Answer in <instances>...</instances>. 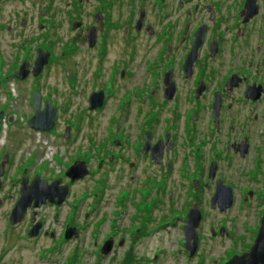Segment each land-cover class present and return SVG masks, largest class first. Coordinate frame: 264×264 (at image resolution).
Returning a JSON list of instances; mask_svg holds the SVG:
<instances>
[{
    "label": "rangeland",
    "instance_id": "obj_1",
    "mask_svg": "<svg viewBox=\"0 0 264 264\" xmlns=\"http://www.w3.org/2000/svg\"><path fill=\"white\" fill-rule=\"evenodd\" d=\"M96 7L97 0H0V165L4 156L8 157L0 177V264H225L231 253H241L254 242L252 234L262 218L255 203L247 204L245 210L236 206L232 215L222 218L232 232L224 239H209L208 220L219 217L207 216L201 229L204 240L190 258L180 224L183 214L174 211L185 204L182 183L172 180L174 195H160L153 209L150 192H137L144 187L147 169L149 176L158 173L152 164L148 167L134 157L109 163L106 157L98 168L106 148H114L109 144L112 136L107 135L114 127L110 118L115 116L116 129L121 123L114 113L115 98L108 100L107 109L89 111L88 96L105 78H94L96 53L88 50L72 29L74 20L95 25L92 13ZM133 44L139 48L136 65L142 55H149L146 51H154L153 40L146 37L134 38ZM39 48L51 53L49 64L41 75L30 74L20 81L15 71L25 60L32 68ZM107 56L105 71L113 58L124 55L122 49L112 47ZM138 71L135 73L140 75ZM101 87L107 97L117 95L118 85ZM36 92L43 101L50 99L57 105L58 123L53 133L29 126ZM138 97L136 101L142 102L147 94ZM119 101L122 110L128 98L118 97ZM131 111L124 123L133 140L139 132L131 131L128 121H135V105ZM67 126L71 127L69 139L64 138ZM77 160L86 161L89 174L72 183L65 173ZM37 174L49 183L61 179V185L69 186L68 195L61 205L47 201L37 209L28 208L25 217L13 225L10 215L20 197L22 178L26 176L30 182ZM122 189L128 192L117 200ZM34 211L35 223L42 226L38 236L29 237ZM73 227L78 236L65 240V231ZM109 237L114 240L112 250L102 254Z\"/></svg>",
    "mask_w": 264,
    "mask_h": 264
},
{
    "label": "flooded vegetation",
    "instance_id": "obj_2",
    "mask_svg": "<svg viewBox=\"0 0 264 264\" xmlns=\"http://www.w3.org/2000/svg\"><path fill=\"white\" fill-rule=\"evenodd\" d=\"M92 15L95 25L79 21L77 36L96 53L94 78L105 79L89 94L88 109L101 112L115 98L114 113L121 123L116 129L115 116L110 118L114 127L107 135L114 148H106L98 168L106 157L109 163L134 157L148 167L152 164L158 173L149 176L147 169L144 187L137 192H150L153 209L160 195H174L172 180L182 183L185 204L174 211L183 214V234L191 209L200 211L199 245L207 216L219 217L208 220L210 240L232 236L222 218L232 215L236 206L245 210L253 202L263 218L264 0H97ZM92 27L97 29L93 45L87 36ZM144 37L153 40L154 51H146L149 55H142L136 65L139 48L133 39ZM112 47L122 49L124 56L113 58L105 71ZM109 83L118 85L117 95L107 97L101 86ZM99 92L103 104L91 110L90 98ZM140 94L147 97L137 102ZM124 96L128 102L121 110L118 97ZM46 100L50 99L42 97L43 108ZM133 105L135 121L128 124L139 135L130 140L124 122ZM67 128L70 134L65 139L71 136V127ZM127 192L122 189L117 200ZM261 221L253 231L254 242ZM254 242L241 253H231L228 261L250 252Z\"/></svg>",
    "mask_w": 264,
    "mask_h": 264
},
{
    "label": "water",
    "instance_id": "obj_3",
    "mask_svg": "<svg viewBox=\"0 0 264 264\" xmlns=\"http://www.w3.org/2000/svg\"><path fill=\"white\" fill-rule=\"evenodd\" d=\"M81 22L76 21L73 23V30H78L81 26ZM96 27H92L88 33V39L91 45L94 44L96 40ZM51 53L45 51L42 48L38 49L37 57L34 61L33 67L30 68V62L24 61L19 70L15 73V77L21 81L28 78L31 74L35 77L39 76L45 66L49 64ZM42 96L40 93H34L33 95V107L34 115L29 121V125L32 129L42 132H49L54 129L56 125V114L57 109L50 100L45 101L44 110L41 109ZM103 104V92L98 94H93L90 98V109L94 110L97 107H101ZM3 113L0 112V128L2 125ZM70 134V128L66 129L65 137L68 138ZM8 161V157L4 156L3 162L0 165V177L4 174V166ZM89 174L87 164L84 161H76L67 171L66 176L73 183L76 180L83 179ZM61 180H55L49 184L46 180L40 179L37 175L29 183V179L24 177L21 182L20 197L17 200L15 207L13 208L10 215V222L16 225L20 222L26 215L28 208L32 207L37 209L44 205L47 201L50 203L61 205L68 195L69 186H60ZM36 212L32 213V223H35ZM201 213L198 209L192 208L189 212L188 218L186 220V225L184 227V235L186 239L185 248L188 250L189 257H193L197 250L199 244L198 227L200 225ZM41 222L35 223L33 227L29 230L28 235L30 237L38 236L41 229ZM73 236H78L76 228H68L66 231V239H71ZM114 244L112 238L108 239L103 247L102 254H108L111 252ZM226 264H264V216L261 221V227L259 229L257 238L250 250V252L242 256H234Z\"/></svg>",
    "mask_w": 264,
    "mask_h": 264
}]
</instances>
